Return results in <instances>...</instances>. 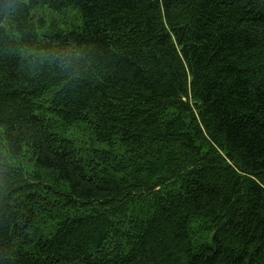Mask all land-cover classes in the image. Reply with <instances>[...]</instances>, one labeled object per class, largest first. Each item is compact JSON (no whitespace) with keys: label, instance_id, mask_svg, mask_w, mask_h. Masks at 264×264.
<instances>
[{"label":"trees","instance_id":"1","mask_svg":"<svg viewBox=\"0 0 264 264\" xmlns=\"http://www.w3.org/2000/svg\"><path fill=\"white\" fill-rule=\"evenodd\" d=\"M0 264H264V0H0Z\"/></svg>","mask_w":264,"mask_h":264},{"label":"rangeland","instance_id":"2","mask_svg":"<svg viewBox=\"0 0 264 264\" xmlns=\"http://www.w3.org/2000/svg\"><path fill=\"white\" fill-rule=\"evenodd\" d=\"M45 13L48 22V29L50 31H53L54 29L68 30L81 25L76 19L77 13L73 11L59 13L47 10Z\"/></svg>","mask_w":264,"mask_h":264}]
</instances>
